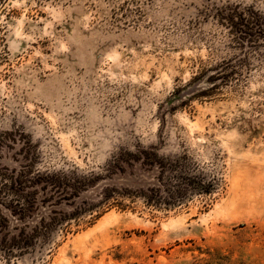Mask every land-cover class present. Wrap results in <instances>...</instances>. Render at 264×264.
<instances>
[{
    "label": "rangeland",
    "instance_id": "1",
    "mask_svg": "<svg viewBox=\"0 0 264 264\" xmlns=\"http://www.w3.org/2000/svg\"><path fill=\"white\" fill-rule=\"evenodd\" d=\"M229 15L264 29V0H0L2 167L99 175L78 200L91 204L105 186L156 184L137 167L107 174L138 151L213 184L170 207L101 204L0 264H264V38L237 85L173 96L199 67L243 57Z\"/></svg>",
    "mask_w": 264,
    "mask_h": 264
},
{
    "label": "trees",
    "instance_id": "2",
    "mask_svg": "<svg viewBox=\"0 0 264 264\" xmlns=\"http://www.w3.org/2000/svg\"><path fill=\"white\" fill-rule=\"evenodd\" d=\"M226 20L231 44L243 57L234 56L213 66L199 67L185 85L173 92L175 99L180 101L178 107L193 99L212 97L226 86L237 85L249 73L246 61L250 51L247 49L264 38V29L242 16L229 15ZM131 157L129 161H112L107 174L111 176L127 170L131 174L137 167L143 172H156V184L135 191L102 187L97 204L79 203L78 200L101 180L99 175L78 174L76 170L40 171L31 164L9 171L0 165L3 183L0 187V255L10 262L12 257L45 245L54 232L67 231L71 222H79L83 214H92L101 204L115 201L113 204L123 208L119 198L142 197L150 207H170L180 203L188 193L207 194L212 190V183L196 182L194 177L183 173V167L177 162L161 161L154 153L143 159L140 151Z\"/></svg>",
    "mask_w": 264,
    "mask_h": 264
},
{
    "label": "bare ground",
    "instance_id": "3",
    "mask_svg": "<svg viewBox=\"0 0 264 264\" xmlns=\"http://www.w3.org/2000/svg\"><path fill=\"white\" fill-rule=\"evenodd\" d=\"M199 128V127H198ZM190 130V129H189Z\"/></svg>",
    "mask_w": 264,
    "mask_h": 264
}]
</instances>
